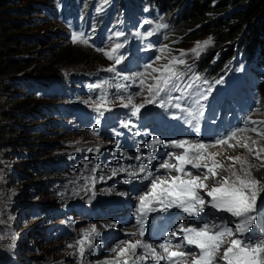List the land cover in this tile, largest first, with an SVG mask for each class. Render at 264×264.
<instances>
[{"label":"rangeland","instance_id":"obj_1","mask_svg":"<svg viewBox=\"0 0 264 264\" xmlns=\"http://www.w3.org/2000/svg\"><path fill=\"white\" fill-rule=\"evenodd\" d=\"M24 1L21 11L11 12L15 18L26 22L28 32L35 38L34 45L18 44L17 50L23 58L34 62L35 67H38L42 62L54 61V55L62 53L69 46L78 45L82 48H92L102 64H95L91 59H85L81 64L70 67L56 63L53 65V69H58L56 76L38 77L28 68L27 71L22 69L10 72L7 78L0 80V264H35V261H50L58 256L57 243H60V240L53 242L46 238L52 228V214L43 203L50 200L49 192L44 186L45 182L62 180L66 174L69 175V170L64 169L66 172H55L53 175L48 167L68 165L69 161L76 162V157L81 152L96 143V135L83 132L77 126L75 116L82 112L80 109H95L97 104H102L101 108H104L122 102L116 96L121 90L116 85L123 84V77H127V68L122 67V63L128 60L133 52L134 63L139 64L132 72L140 82L138 74L145 72L146 65L160 67L167 62L166 59L156 61V57L161 55L158 51L160 47L167 45L169 53L178 58L183 51L186 64L175 67L177 71L187 69V74L177 81L180 91L173 92L175 96H182L186 102L192 103L201 95L207 99H201L200 102L233 101V104L239 105L246 112L247 117L257 122L247 123L246 128L229 141L233 147L224 144L211 151L217 154L215 159L223 168L217 170L218 178L209 180L208 184L209 187L216 186L225 177L234 180L236 177L233 173L241 177L247 174V178L255 179L254 167H260L264 163V152L260 153L259 158L256 156V152L264 148V135L260 134L264 133V124L259 123L264 121V104L256 106L250 93L254 78L259 76V71H264V63L255 55L250 54L245 59L235 57L228 71L223 70L208 79L206 85H196L189 89L186 87L188 83L204 80L196 79L199 75L195 72L193 64L199 56L191 50L197 42L202 43L209 39L207 36L191 43H183L179 33L173 36L168 29L157 28V25H160L159 16L153 11L148 14L136 10L132 18L123 20L126 24L124 26L120 19L114 16L112 7L115 0H88L87 12L79 9L73 16H69L68 21L57 17L58 9L69 5L67 0H56L54 5L49 4L48 14H43L40 10L44 0ZM231 4L235 5L234 2ZM113 17L116 21L108 23V19ZM117 22L120 23L118 28ZM101 31L105 32L104 36L100 34ZM73 33L83 34L82 38L88 43L74 44L71 39ZM117 33L122 35L118 36ZM116 44L123 47L113 53V59L109 60L104 52L111 51ZM213 45L211 43L200 54ZM150 48H153L150 55L140 54V51ZM56 49L62 50L57 54H50ZM169 53L164 55L167 57ZM66 57L69 61L76 59L74 54H68ZM117 57L122 58L119 64H115ZM113 66L114 71L107 70ZM191 71L194 73L189 74ZM144 79L145 85H140V92L133 97L136 104L143 103L144 98L148 96L147 84L153 83L151 76L146 75ZM32 80L37 84L36 87H33ZM104 81L108 83H103ZM229 82H232L229 93L224 94ZM101 84L102 87H93ZM209 87L211 92L208 91ZM30 98L42 100L37 105ZM9 101H14L16 105L8 108ZM39 109L42 116L39 115ZM33 113L35 115L29 119L28 115ZM34 125L37 126L33 127ZM16 126L18 129L14 130ZM253 128L257 131H252ZM11 138L13 142H10ZM22 139L28 144H23ZM244 144L248 147H244ZM249 148L252 151H249ZM30 168L43 171L44 174L35 175ZM24 173L29 174L26 182L35 186H32L29 195L23 198L19 194L23 191L22 188L27 186L23 185ZM65 191L64 186L55 187L53 200ZM257 207V219L254 223L264 218V192L258 197ZM226 214L237 220L231 214ZM26 233L35 235L36 242L34 245L25 246L23 250L20 247L27 243ZM33 235L30 236L31 239L34 238Z\"/></svg>","mask_w":264,"mask_h":264},{"label":"snow or ice","instance_id":"obj_2","mask_svg":"<svg viewBox=\"0 0 264 264\" xmlns=\"http://www.w3.org/2000/svg\"><path fill=\"white\" fill-rule=\"evenodd\" d=\"M164 27L165 25L163 24L157 25V28ZM117 35H122V33H117ZM82 37L83 34L73 33L71 39L74 44H87L88 41ZM211 43V38L202 43L197 42L191 51L196 56H199ZM121 47L123 45L116 44L111 51L104 52V55L109 60H112L113 53ZM98 51L103 50L98 49ZM158 51L161 55L156 57V61L166 59L167 62L160 67L148 64L145 72L138 74L141 86L145 85L144 77L146 75L151 76L153 83L147 84L148 96L144 98L143 103L136 104L133 102V96L129 95L127 103L123 107L131 105L132 115L137 116L145 104L158 103L160 107L170 106L178 109L182 114L179 118L186 120L188 124L194 126L196 132H199L203 106L201 105L193 111L190 107L182 106V96L171 95L173 92L180 91L177 81L183 78L185 73L178 72L175 66L186 64L185 59H183L185 53L181 51L179 58L172 56L167 45L160 47ZM165 53H169V55L166 57ZM121 59V57H117L115 64H119ZM107 70L114 71L115 68L113 66V68ZM123 79L127 80L128 77H123ZM196 79H200V77H196ZM220 82L217 81V83ZM103 83H108V81ZM93 87H102V84L94 85ZM116 87L123 89L125 86L118 84ZM208 91L211 92V87H209ZM201 99H207V97L201 95L199 99L193 101V105H199ZM101 107L102 104H97L95 110L100 112ZM245 121L246 123H257L252 121L250 117H246ZM193 122L195 123L193 124ZM259 123L264 124V121ZM123 126L127 127L128 125L124 124ZM239 131H242V129H236L227 136L217 139L212 146L228 144L229 147H233L234 145L230 144L229 141L235 139ZM252 131L256 132L257 129L253 128ZM260 134L264 135V133ZM253 143L255 142L253 141ZM157 145L182 149V152L180 154L168 152L169 159H163L159 163V168L156 171L159 172L160 169H163L170 173L166 177L156 175L150 168L151 162L156 159L154 151L146 158H142L139 155L135 157L140 162L138 172H129V177L131 179L139 177L142 180H150V184L147 186L148 190L137 197L136 217L139 226V236L143 237L145 234L144 225L150 212L168 213L171 209H179L190 217H196L204 213L207 206L236 217L238 222L235 225V229L227 224L209 225L204 223L199 227L181 224L178 231L170 232L164 242L159 243L158 248L162 250V253L158 252L157 247H154L153 244L145 243L143 240H136L135 242H125L126 246L118 251L115 248L112 249V251L116 252V258L110 261H102L101 264H146L149 259L152 264H161L162 261L165 264H264V239L254 241L245 236L257 219V200L260 194L264 192V183L247 178V174L245 177H241L233 173L236 177L234 180L225 177L216 186L209 187L206 182L216 178L218 175L217 170L222 169L223 165L216 161V153L206 155L209 148L208 144L203 142L192 143L188 140H171L165 144L161 140L154 138L151 141V147L155 149ZM243 146L248 147L247 144ZM89 151H92V149H89ZM249 151H252V149L249 148ZM261 152H264V148L256 152L257 158L260 157ZM144 159H147L148 163H144ZM229 159L238 158L229 157ZM209 161H211V164H209ZM188 166L197 170V174L189 171ZM98 168H100L99 164L92 171L95 172ZM201 169L204 171L201 172ZM119 170L125 171L124 168ZM116 171L114 169L112 174L116 175ZM141 173L143 176H139ZM204 189H207L206 197L211 198L210 202L206 200L205 195L201 192ZM120 195L127 196L128 193L121 192ZM88 202L90 203L91 200ZM111 227H115V225H111ZM180 234H182V238L179 242L173 243V240ZM237 234L239 235L237 236ZM132 235H136V233H132ZM98 236H100V232L93 225L91 230L86 232L84 237L76 242L79 246L77 250L81 259L86 254L85 245H87V249L98 247V245L93 243L94 237ZM226 237L230 239L226 241ZM68 247H73V245ZM141 248L144 250V254L136 255V250ZM130 253L133 255H129Z\"/></svg>","mask_w":264,"mask_h":264},{"label":"trees","instance_id":"obj_3","mask_svg":"<svg viewBox=\"0 0 264 264\" xmlns=\"http://www.w3.org/2000/svg\"><path fill=\"white\" fill-rule=\"evenodd\" d=\"M47 3V0H44ZM56 1V0H54ZM68 6L63 8L61 19L65 20L71 10L80 6L76 0H67ZM79 3L82 0H78ZM150 5L149 11H157L162 17L167 16L173 21L175 32L182 36L183 43H191L199 38L211 37L214 46L203 55V66L206 71H216L235 51L242 47L246 51H258L264 58V0H141ZM235 3L232 5L231 3ZM24 0H0V80L8 77L10 72H18L27 69L36 76H56L58 69H53V65L60 63L65 67L76 66L85 59L94 60L95 64H102L100 57L92 48H82L78 45H71L62 53L54 55L55 60L42 62L35 67L34 62L27 61L17 50L18 44L34 45L35 38L28 32L26 22L18 20L11 13L21 11ZM50 0L49 4H52ZM124 4L128 5V0H118L116 17H120V12L124 10V18L129 17ZM119 11V15H118ZM114 21L109 18L108 22ZM121 23V22H120ZM124 24V23H122ZM117 28L119 23H116ZM116 28V27H115ZM105 32L101 31L104 36ZM217 46V47H216ZM62 49L52 51L57 54ZM49 54V55H50ZM68 54H74L75 60H67ZM216 56V57H215ZM67 62V63H66ZM79 62V63H78ZM72 63V64H68ZM33 65V66H32ZM58 67V66H57ZM36 69V70H34ZM10 79V78H9ZM259 91L264 102V82L259 85ZM34 104H39L41 98H30ZM8 108L16 105L14 101L8 102ZM18 126L14 130H17ZM12 131V130H11ZM3 134V133H2ZM1 134V136H2ZM14 141L13 138L9 139ZM23 144H28L22 139ZM35 175L44 174L43 171H32ZM255 180L264 183V163L260 167H254ZM29 174L22 176L23 185L20 194L23 198L29 195L33 183H27ZM35 186V185H34ZM17 196V195H16Z\"/></svg>","mask_w":264,"mask_h":264},{"label":"bare ground","instance_id":"obj_4","mask_svg":"<svg viewBox=\"0 0 264 264\" xmlns=\"http://www.w3.org/2000/svg\"><path fill=\"white\" fill-rule=\"evenodd\" d=\"M217 47V46H216ZM188 58V57H187ZM187 60V59H186ZM166 61V60H165ZM258 136V135H257ZM256 137V136H255ZM261 139V138H260ZM251 141V140H250Z\"/></svg>","mask_w":264,"mask_h":264}]
</instances>
